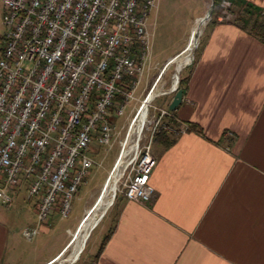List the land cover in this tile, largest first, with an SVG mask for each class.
<instances>
[{
    "label": "crops",
    "instance_id": "crops-1",
    "mask_svg": "<svg viewBox=\"0 0 264 264\" xmlns=\"http://www.w3.org/2000/svg\"><path fill=\"white\" fill-rule=\"evenodd\" d=\"M231 1L239 17L208 27L180 103L170 110L175 93L163 104L183 131L155 137L154 197L116 201L92 264H264V32L240 15L264 17V0ZM29 185L9 189L11 205L0 207V264L55 255L24 259L23 231L39 229L24 236L35 244L59 217L55 209L38 226Z\"/></svg>",
    "mask_w": 264,
    "mask_h": 264
},
{
    "label": "built area",
    "instance_id": "built-area-1",
    "mask_svg": "<svg viewBox=\"0 0 264 264\" xmlns=\"http://www.w3.org/2000/svg\"><path fill=\"white\" fill-rule=\"evenodd\" d=\"M1 3L6 33L0 51V203L11 204L7 191L29 180L28 198L40 196L41 226L55 209L61 219L68 217L92 166L87 152L94 134L99 145H110L109 115L122 116L134 99L150 61L148 17L157 0ZM231 4L220 1L218 22L231 21ZM173 120L165 107L146 112L123 185L128 200L154 197L151 148L158 132L183 131ZM38 232L26 229L23 235L31 240Z\"/></svg>",
    "mask_w": 264,
    "mask_h": 264
},
{
    "label": "rangeland",
    "instance_id": "rangeland-1",
    "mask_svg": "<svg viewBox=\"0 0 264 264\" xmlns=\"http://www.w3.org/2000/svg\"><path fill=\"white\" fill-rule=\"evenodd\" d=\"M220 1L221 0H217L216 6L214 4L211 17L201 28L202 32L198 39L197 47L193 51V59L191 63L179 74L178 89H181V81L187 78L190 69L195 63L206 30L212 23L218 22V17L221 15ZM211 3L212 0H157L156 7L152 9L148 17L150 61L146 66V72L139 87L133 93L134 99L128 103L122 116L114 117L112 115L113 113L109 115L110 117H108L107 122L112 129L110 145H99L97 141L98 137L94 134L91 144V148L94 149V152L93 154L87 152L88 158L92 161V166L88 169V173L84 177L82 184H80L78 192L71 201V212L68 217L65 219H61L60 216L56 217L51 232H43L39 234L36 238L35 244H31L21 235L22 244L23 247H25L22 251L25 261L28 260L29 262H33L35 259L48 257L55 253L53 256L54 259L52 258V261L47 263L52 264L61 254L64 259H67L70 256V250L68 247L77 227L91 212L102 194L103 187L111 180L118 159L128 142L131 143L136 139V136L131 134L132 129L135 128L138 113L154 82L159 78V82L156 86V92L158 94L147 105L146 112L149 115L153 114V107H164L163 104L165 103V100L177 92L172 91L175 65L170 63L166 66V63L185 47L196 19L205 16ZM234 11L232 5L230 8L232 14L231 21L239 17ZM240 15L243 16L240 17L246 20L249 26L255 27L259 32H264L263 15L253 13L250 9L243 11ZM2 19L3 6L0 0V51L6 33V28L3 25ZM148 68L149 71L147 72ZM145 127L146 125L144 128ZM163 132L165 131L158 132L156 136L161 135ZM137 150H135L130 158V163L134 160ZM130 163L119 176L113 204L108 208L105 215L96 225V228L93 229L94 231H91L89 235L90 237L82 248L78 259L72 264H92L91 257L89 258L91 250H95L97 244L101 241L102 236L106 234V231L109 228V219L115 208L116 201L124 198L123 185L128 175H130L132 168V164ZM1 206L2 203H0V207Z\"/></svg>",
    "mask_w": 264,
    "mask_h": 264
},
{
    "label": "bare ground",
    "instance_id": "bare-ground-1",
    "mask_svg": "<svg viewBox=\"0 0 264 264\" xmlns=\"http://www.w3.org/2000/svg\"><path fill=\"white\" fill-rule=\"evenodd\" d=\"M204 24L205 23L202 20V18L196 19L195 24L193 25L190 31V34L188 36V41L185 47L183 46L184 48L176 56L172 57L168 61V63H166L167 64L166 66H168L170 63H173L175 65V72L173 75V83H172L173 87L176 85L177 81L179 80L180 72L187 65H189L193 59V51L198 44V39L202 32L201 28ZM158 82H159V78H157L156 81L154 82L153 84L154 87L152 86L153 89L151 90V92L149 91L150 94L146 95L145 97L146 100L144 99L143 105L138 113V117L135 122L136 123L135 128L132 129V133H131L136 136V139L131 143L128 142V144L126 145V147L124 148L122 154L120 155L118 159L116 169L113 173L111 180L107 184H105V186L103 187L102 194L100 198L98 199L97 203L95 204V206L93 207V209L91 210V212L84 218V220L77 227L74 233V236L71 240V243L68 247V249L70 250V256L67 259H64L61 254L58 256L56 261L53 262L52 264H68V263L72 264L73 262H75L78 259L80 252L82 248L84 247L87 239L90 237L89 235L91 231L94 228H96V225L100 222L102 217L105 215L108 208L113 204L114 195L116 192V186H117L119 176L123 173V171L129 165L131 161L130 158L132 157L133 153L135 152L137 148L138 138L140 137V133H141V130L143 128V125L146 119L147 105L158 94L156 92L157 90L156 86Z\"/></svg>",
    "mask_w": 264,
    "mask_h": 264
},
{
    "label": "water",
    "instance_id": "water-1",
    "mask_svg": "<svg viewBox=\"0 0 264 264\" xmlns=\"http://www.w3.org/2000/svg\"><path fill=\"white\" fill-rule=\"evenodd\" d=\"M214 1L215 0H212V3L210 5L209 10L207 11L206 15L202 18L204 23L211 17L212 9H213V6H214ZM178 84H179V81H177L176 85L172 89V91H177L176 94H175L174 100H173L172 104L170 105V110H172V111L175 110L176 106L180 103L181 98L183 96V90L182 89H178V87H179ZM114 198H115V195H114Z\"/></svg>",
    "mask_w": 264,
    "mask_h": 264
},
{
    "label": "trees",
    "instance_id": "trees-1",
    "mask_svg": "<svg viewBox=\"0 0 264 264\" xmlns=\"http://www.w3.org/2000/svg\"><path fill=\"white\" fill-rule=\"evenodd\" d=\"M231 1V0H230ZM216 3H217V0H215L214 4L216 6ZM232 3V1H231ZM250 9V8H249ZM186 87H187V79H183V81H181L180 83V88L185 91L186 90ZM161 137H163L164 139H168V136L167 134H165V132H163L161 135H159ZM169 143H170V139H169Z\"/></svg>",
    "mask_w": 264,
    "mask_h": 264
}]
</instances>
